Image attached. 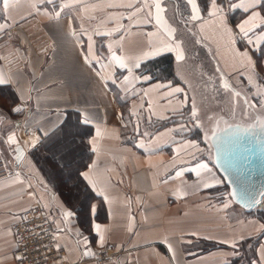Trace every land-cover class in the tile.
<instances>
[{
    "label": "crops",
    "instance_id": "crops-1",
    "mask_svg": "<svg viewBox=\"0 0 264 264\" xmlns=\"http://www.w3.org/2000/svg\"><path fill=\"white\" fill-rule=\"evenodd\" d=\"M128 2L80 0L76 8L63 10L59 19H50L44 9L55 8V3L11 0L5 10L0 0V25L5 29L0 30V75L9 80L0 85L7 88L0 89L7 103L0 104V264H13L12 224L35 204L50 214L65 257L77 264H239L247 257L250 264H264V203L244 209L234 202L213 163L212 147L208 158L205 144L182 135L185 123L176 118L191 103L189 99L181 109L185 97L198 101L213 94L211 89L201 91L202 73L203 79L210 76L216 83L219 66L243 97L235 80L245 82L247 70L211 21L189 32L177 16L181 8L177 0H167L163 15L177 28L175 38L182 42L186 59L177 61L175 50L160 54H173L180 82L147 81L135 68L132 73L120 68L112 52L132 67L154 57L145 58V53L159 51L164 44L173 46L174 39L167 36L163 24L155 23L154 8L153 21L147 23L143 13L128 18L134 9L108 6ZM183 4L187 10L185 0ZM230 15L238 20L243 13L235 10ZM72 17L74 35L69 29ZM169 84L172 88L157 87ZM175 87L184 92L169 95ZM17 96L27 101L19 115L10 112L20 103ZM118 98L126 101L125 107ZM71 111L87 128L91 156L81 171H88L95 184L88 185L95 194L91 203L97 207L91 222L101 229L84 232L83 237L76 234L80 226L74 217L63 216L64 204L33 161L27 143L39 137L37 129L48 131L62 124ZM169 118L174 119L159 124ZM215 122L242 123L239 119ZM27 125L32 130L25 134L22 127ZM12 133L19 143L9 146L7 136ZM85 238L95 253L92 257L82 255ZM105 249L111 257L98 261L96 255Z\"/></svg>",
    "mask_w": 264,
    "mask_h": 264
},
{
    "label": "snow or ice",
    "instance_id": "snow-or-ice-1",
    "mask_svg": "<svg viewBox=\"0 0 264 264\" xmlns=\"http://www.w3.org/2000/svg\"><path fill=\"white\" fill-rule=\"evenodd\" d=\"M11 0H3V7L5 10L8 9ZM39 3H44V0H39ZM49 4H56L55 8L44 9V14L49 16L50 19H59L65 9H73L76 8L80 4V0H47ZM167 3V0H130V2L126 4L120 5H108L109 7H122L126 9H134L133 12L129 15V19H134L137 15L143 13L145 17V22L152 23L153 21V11L155 9V23L157 25L163 24L166 29L167 36L174 37L171 41L173 46H169L168 44H164L159 51H152L150 54L145 53V58L149 55L155 56L159 55L162 51H176V60L177 61H185L186 57L184 54V49L182 48V42L179 39H176L177 28L173 27L169 24L164 18V13H166L167 9L164 6ZM139 5V6H137ZM185 6L187 8V15L183 17L182 24L187 30L191 33L192 29L200 30L201 26L211 21L212 25L215 28L217 35L228 45V47L233 52L234 56L242 61L243 67L247 70L250 75L247 77V85L249 87V92L253 97H260L261 99L257 101L259 103V109H257V104H254L250 101L248 95H243V104L240 105L241 108V121L242 123H236L234 125H229V129L232 127L239 128L245 132L252 131L256 128L257 124H259L262 131H264V0H185ZM59 9V10H57ZM40 9H37L39 11ZM235 10H240L243 15L239 17L238 20H234L230 15ZM75 18L72 17L69 19V29L70 34H75L74 30L71 29L72 22ZM191 25L189 28L188 25ZM0 30H5L3 25H0ZM104 35H108V33H103ZM91 39V37H89ZM111 48V46H109ZM91 50V46H89V51ZM87 59V56L84 57ZM3 59V57H0ZM112 59L119 65L120 68L126 69L129 73H132L133 68L139 69L140 64L134 63L132 67H129V64L125 62V59L117 56L115 52H112ZM216 74V83H219L221 87L226 90L229 94H234L237 98L242 96V93L239 91H235L232 85L225 79L223 73L219 66L215 69ZM205 74L202 73V87L206 90L210 85H212L215 89L214 82L212 77H208L207 79H203ZM139 79L140 77H136ZM142 78L144 80H149L151 77L147 75H143ZM253 79L258 81V85H253ZM123 80L125 83L129 82V76H123ZM9 80L5 79L2 75H0V85L8 84ZM157 87L164 88H172V85H157ZM253 87L256 88L253 91ZM219 91V89H215ZM184 89L181 87H175L169 95H173L174 93H183ZM17 99L20 103L12 107L10 112L13 114H22L27 106V101L23 96H17ZM30 99V97H29ZM190 103V112L189 116L194 122L195 126L202 127V121L200 118V108L197 106L195 97H185L183 101L180 103V108L182 109L185 105ZM235 103V101L233 102ZM236 108L232 107L231 116L235 117ZM0 116H3V112L0 111ZM222 118V117H219ZM218 117L212 116L208 117V120L211 122V127L208 129L210 131L211 136L205 134L204 139H211L213 142L216 141L217 136L222 131L219 128V125L215 122ZM89 119L87 116L84 117V123H89ZM0 123H3L0 120ZM41 132V137H34L27 143L29 144L30 150H35L37 145H41L48 149L49 152L52 153L50 157L47 158L48 163L51 165L52 169L59 175L62 171V165L60 164L61 160H64L68 155L66 149L69 144H75L76 137L82 136L86 134L87 130L79 129L73 125H71L70 121H66L63 124H57L52 126L48 131H44L42 129H37ZM7 143L9 146L17 145L19 142L15 137V133H12L7 136ZM193 147H198L195 142H192ZM213 145L208 146L206 148H210ZM15 152L19 153L21 150L19 148L14 149ZM59 154V156H58ZM16 159H20L18 155ZM200 167L206 168L207 165L201 164ZM178 176L181 174L180 172L176 173ZM78 178L81 182H87V185H91L93 188L95 184L89 176L88 171H78ZM222 182V181H218ZM206 187H211V185H205ZM73 187H79V185H73ZM65 195L68 197L69 201L72 199V192L69 190ZM228 195L236 196L237 193L235 190L228 193ZM261 196H264V192L261 193ZM259 203L260 201H255ZM228 203L224 204V207L227 208ZM65 208L63 212L64 217H74L78 215L77 223L81 225L80 228L76 229V234L80 237H83L85 231L95 230L100 233V225L93 224L91 222L92 216L97 212V207L95 204L89 201V198L86 196L84 202L81 206V211L79 214L75 213L72 210H67L66 205H62ZM30 209H25L27 212ZM24 219H27L25 216ZM261 228L264 229V225H261ZM58 231H64V229H59ZM52 240L54 242V247L57 251H59L62 247H64L61 243H59V237L53 233ZM86 241V238H85ZM224 243H229L228 241H224ZM99 244L101 247L105 244V236L101 234L99 236ZM232 246L235 247V242H232ZM82 255L84 257H92L95 255L88 247V242L86 241L85 250Z\"/></svg>",
    "mask_w": 264,
    "mask_h": 264
},
{
    "label": "trees",
    "instance_id": "trees-1",
    "mask_svg": "<svg viewBox=\"0 0 264 264\" xmlns=\"http://www.w3.org/2000/svg\"><path fill=\"white\" fill-rule=\"evenodd\" d=\"M177 1L181 6V8L179 6L180 9L177 12V16L183 19V17L187 15V10L182 8L184 7L183 0ZM121 71V69H118V73H120ZM136 71L141 75H147L151 77V79L147 81L169 80L173 83L180 82L179 78L174 72V57L171 52H165L143 60L142 62H140V68L138 70L136 69ZM111 87L114 88V86L112 85ZM0 89L4 91L7 90L5 86H0ZM118 99L121 107H125L126 101L121 100L120 98ZM69 115V119L67 118L64 122L70 121L71 125L79 129H87L86 126L79 120L77 112L71 111ZM179 117H181V114L176 118ZM173 119L174 118L166 119L159 124H166ZM86 135L87 132L82 136H77L76 139L78 143L66 149L68 155L65 157L64 161H60V164L63 166V176L61 175V172L59 173V175H57V173L48 163L47 158L51 156V152H49L47 148L41 145H37V148L35 150L30 151V155L33 161L47 180L52 190L60 197L64 205H66L69 209L77 214L80 213L82 203L84 202L86 196L89 198L90 202L95 198V194L90 189V187L88 185L86 187V182H81V180L77 176V172L81 171L85 166H87L91 156V151L85 138ZM73 185H79V187H73ZM69 190H71L72 192V199L70 201L65 195V193H67ZM74 219L77 223L78 215L74 216ZM77 224L81 227L79 223ZM247 258L246 262L239 264H250ZM229 264L238 263L236 261H232Z\"/></svg>",
    "mask_w": 264,
    "mask_h": 264
},
{
    "label": "water",
    "instance_id": "water-1",
    "mask_svg": "<svg viewBox=\"0 0 264 264\" xmlns=\"http://www.w3.org/2000/svg\"><path fill=\"white\" fill-rule=\"evenodd\" d=\"M226 123L219 125L222 130L216 141L209 139L212 159L223 177L228 192L235 190L231 199L244 209L263 205L264 192V131L259 124L252 131L245 132ZM211 136V133L209 134ZM255 201H260L259 203Z\"/></svg>",
    "mask_w": 264,
    "mask_h": 264
},
{
    "label": "built area",
    "instance_id": "built-area-1",
    "mask_svg": "<svg viewBox=\"0 0 264 264\" xmlns=\"http://www.w3.org/2000/svg\"><path fill=\"white\" fill-rule=\"evenodd\" d=\"M16 119L15 122H19ZM23 132H31V126H23ZM39 137L41 132L36 130ZM23 211L19 218L12 224L14 249L12 252L13 264H77L65 257L61 248L57 251L54 247L52 234H56L55 225L50 214L41 204H35ZM27 219H24V217ZM108 250H103L96 255L98 261L111 257Z\"/></svg>",
    "mask_w": 264,
    "mask_h": 264
},
{
    "label": "rangeland",
    "instance_id": "rangeland-1",
    "mask_svg": "<svg viewBox=\"0 0 264 264\" xmlns=\"http://www.w3.org/2000/svg\"><path fill=\"white\" fill-rule=\"evenodd\" d=\"M250 75V73L247 71V77ZM258 81L256 79H253V85L256 86L258 85L257 83ZM235 83L240 90H242L244 92L245 95L249 96V99L252 103L257 104V109H259V103H257V101H259L261 98L260 97H253L251 95V93L249 92V87L247 85V78L245 82H241V80H235ZM215 85V89H219V91L215 90L214 87L212 85H210L206 91L207 92L210 91L213 92L209 94L208 98H205L204 100H196L197 106L200 108V118L202 121L203 126L202 127H198L195 126L194 122L192 121V119L189 116V112H190V104L187 107V109L185 110V112H183V114H181V118H182V122L185 123V125H183V129L181 134L182 135H189L192 137H195L197 139H199V141H201L202 143L209 146L208 144V140L204 139L205 134H209L210 131H208V129L211 127V122L208 120V117H222L219 118L218 121H225L226 122H234L236 120H241V108L240 105L243 104V97H239L237 98L234 94H229L226 90H224L221 85L219 83H214ZM202 87V86H201ZM204 88H201V91ZM256 88L253 87V91H255ZM2 92H0V104L2 106H6V100L4 98L3 95H1ZM201 94V93H200ZM235 101V103H233ZM232 107L236 108V115L235 117L231 116V109ZM224 115V116H222ZM78 141L76 139L75 144H77ZM75 144H69V147L74 146ZM52 155V153H51ZM210 155V148H207V156L209 158ZM59 156V154H58ZM64 161V160H63ZM64 171H61V175L63 176ZM263 203H264V197H263ZM78 263V262H77Z\"/></svg>",
    "mask_w": 264,
    "mask_h": 264
}]
</instances>
